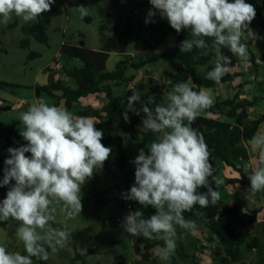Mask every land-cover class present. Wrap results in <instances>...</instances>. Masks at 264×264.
I'll list each match as a JSON object with an SVG mask.
<instances>
[{"label": "clouds", "instance_id": "clouds-1", "mask_svg": "<svg viewBox=\"0 0 264 264\" xmlns=\"http://www.w3.org/2000/svg\"><path fill=\"white\" fill-rule=\"evenodd\" d=\"M56 0H0V24L7 25L13 16L24 22H34L51 11ZM151 8L145 23H154L159 14L178 34L188 30L191 38L178 45L182 53L193 49L214 54V67L205 79L217 84L227 73L232 56L243 63H251L249 41L261 39L250 24L256 16L255 7L245 0H149ZM82 17L88 7L77 6ZM264 64L260 54L254 60ZM189 81L172 85L166 105L156 104L154 111L141 103L140 95L128 97L124 112L140 116L144 113V131L156 134V139L142 148L132 163L135 182L122 193L125 200L135 201L140 208L123 217V230L134 237L163 241L158 256L167 261L176 249V226L195 231L197 225L186 220L184 212L216 205L221 198L218 191L223 180L217 175L211 152L203 133L192 127L195 120L214 104L213 89L194 90ZM140 102L141 109L134 107ZM154 103V98L149 101ZM23 126L20 135L27 142L8 149L0 187L9 186L6 197L0 201V222L16 221L15 234L23 242L27 255L8 251L0 245V264H33V257L47 261L58 252L71 235L66 221L81 215L82 186L103 168L112 149L101 141L103 131L86 116H76L67 108L49 105L44 99L31 104L18 117ZM258 152V165L245 164L250 181L247 193L264 191V133H257L249 141ZM26 153H30L27 156ZM206 188V192L198 191ZM199 206L197 208L196 206ZM151 206L155 214L145 218L141 209ZM64 219L57 221V208ZM59 223L63 227H52Z\"/></svg>", "mask_w": 264, "mask_h": 264}, {"label": "trees", "instance_id": "trees-1", "mask_svg": "<svg viewBox=\"0 0 264 264\" xmlns=\"http://www.w3.org/2000/svg\"><path fill=\"white\" fill-rule=\"evenodd\" d=\"M86 0H76L82 4ZM91 2H100L102 0H90ZM120 0H110L108 10L117 7ZM246 3L253 5L252 1L245 0ZM151 6L149 0H125L122 13L126 15V23L122 27L116 25L108 27L101 26V31L105 32L101 38L100 49L94 50L84 45H73L63 42L60 52L70 58H78L83 62L82 67L65 68L64 74L73 83V86L65 80L58 79L50 84L38 85L34 87L37 96L43 94L54 99V106H58L61 100H64L65 107L68 110L74 108L75 102L80 98L97 94L104 95L105 104L101 113L93 112V117L98 118L96 128L103 131L102 143L110 147L117 154L116 162L120 168L125 167L128 162V150L124 146L123 137L117 134V131L123 132L132 140H136V126L142 121L144 113L141 110L140 116L128 112L130 122H125L124 112L128 104V97L133 94H139L141 103L147 104L153 111L156 104L166 105L167 94L172 91V85L181 81H191L195 86L194 90L200 87L211 88L217 83L205 79V74L214 67V54L209 50L208 55H203V50L193 49L190 53L179 51L178 45L186 38H191L188 30H182L179 34L171 28L168 22H161L158 38L155 46L163 43L169 34L176 35L175 45L166 48L164 51L153 57H148L142 63H131L126 59H121L115 63L113 69L107 67V61L110 52L125 53L129 49L132 34L135 30L134 10L137 7ZM129 9H131L129 11ZM255 20L258 26L264 29V0H259L255 8ZM61 10L52 7L51 11L44 13L38 18V21L32 26H23L26 34L34 36L38 41L47 43L48 35L46 33L53 17L58 16ZM149 43V42H148ZM147 43V44H148ZM29 44L28 39L23 41V45ZM152 46L151 44H149ZM222 51L231 57L232 63L229 68L236 63V57L225 48ZM33 52L30 57L34 56ZM174 57L180 61L179 66L174 72L165 71L168 76V84L162 85L156 79L148 77L147 79H137L136 72L141 70L146 64L155 62L161 58ZM264 61V54L260 57ZM199 66H206L205 70L200 72ZM239 74H232L229 71L224 74L220 83L231 84ZM219 83V84H220ZM19 87L17 84L0 81V90L13 91ZM124 87V92L116 93V89ZM154 98V103L149 101ZM140 102L135 103L136 109H141ZM254 105V100L240 99L238 95L233 98H216L214 104L205 110L192 124V127L203 133L209 150L212 151L227 166L242 173L237 163L248 161L250 153L248 141L256 135L260 124L264 121V115L252 118L250 109ZM11 107L6 102L0 105V114L10 111ZM211 114V115H209ZM21 124L18 118L10 121L0 120V140L3 142V148L8 151L10 147L16 148L25 145L27 142L20 135L19 128ZM156 139V134L145 131L141 134V140L138 142V148L147 152V147ZM111 151V152H112ZM3 170L0 166V180L3 179ZM223 184L218 191H223L229 185L241 183L238 178H223ZM9 186L0 187L2 193H6ZM198 191L206 192V188ZM133 211L140 208L134 201ZM199 208V206H196ZM145 218L155 214L156 210L151 206L141 209ZM184 212L185 219L200 218L206 222L213 236L218 240L219 247L215 251L214 264H238L244 260L245 249L255 250L257 254L256 263L264 264V220L259 221L257 211L246 209V201H240L236 204H230L228 201L220 198L216 205L209 204L206 208H200ZM4 222H0V226ZM139 243L143 246V252L137 253L144 260H150L152 250L156 246L163 247V241L148 240L140 238ZM26 255V254H22ZM187 257V252L183 245L176 243V249L170 256L171 264H178L177 257ZM194 264L197 260H194Z\"/></svg>", "mask_w": 264, "mask_h": 264}, {"label": "rangeland", "instance_id": "rangeland-1", "mask_svg": "<svg viewBox=\"0 0 264 264\" xmlns=\"http://www.w3.org/2000/svg\"><path fill=\"white\" fill-rule=\"evenodd\" d=\"M123 2L121 0L120 5L108 10L109 0L96 3L86 0L82 4L77 3L76 0H56L51 8H59L61 13L52 18L47 28L46 33L49 38L47 43L38 41L23 30V26H32L38 19L34 22H24L21 18L13 16L7 25L0 24V81L19 85L13 91L2 90L10 96V102L17 103L25 99L30 104V101L35 98V85L50 84L59 77H66L65 68L82 67L83 62L80 59L70 58L60 52L63 42L73 45L84 42L91 49H100V38L104 34L101 26L109 27L115 24L117 27H122L126 23V15L122 13ZM79 5L88 7L86 17H82L77 10ZM150 8L137 7L134 10L136 26L130 46L133 56L132 54L129 56L133 63H140L159 52L155 42L158 38L160 23L167 20L157 14L154 17V23L146 24L145 18ZM145 33L146 42L149 43H146L144 49H138L139 47L133 44ZM26 39L29 44L24 46L23 41ZM31 52L35 55L30 57ZM114 56L110 60L111 64L115 58H118L117 55ZM55 62H60L64 66L63 70H54L52 67ZM177 63H179L177 59L149 63L136 72L137 79L152 77L165 86L168 84L165 71L174 70ZM255 73H259V76L264 78V64ZM123 92L124 87L116 89L117 94ZM45 97L48 103L54 102L52 97L47 95ZM258 103L264 104L262 100ZM104 104L103 95L94 96L78 103L72 113L76 116L93 117L90 113H101ZM11 114L9 112L8 115H0V119H6V116L9 117ZM2 143L0 140V166L4 168V161L10 154L3 148ZM139 150V148L130 147L128 155L130 164L123 173L117 165L116 156H113L114 159L108 158L103 168L94 172L93 178L81 189L83 205L81 215L66 221L71 233L67 243L58 252L51 254L47 261L33 257V264H171V258L167 261L159 258L157 253L160 246L153 248L150 260H144L135 250L137 246L139 252L144 251L142 244L139 243L141 237L131 236L121 226L123 217L130 211L126 208V200L122 198V193L129 190L135 182V165L132 161ZM26 155L31 154L26 153ZM112 165L116 167L112 168ZM14 183L15 181H11L9 187ZM5 197L6 193L0 191V201ZM56 216L57 221L64 219L59 207ZM186 220L194 221L197 228L195 231H188L176 226V243L183 245L188 255L187 257L176 255L177 263L194 264V260H197L199 264H214L215 251L219 247L218 240L204 220L200 218ZM16 227H18L16 221L4 222L0 226V245L5 246L8 251H18L27 255L23 242L15 234ZM52 227H63V225L53 223ZM256 261V251L245 249L244 260L238 264H252Z\"/></svg>", "mask_w": 264, "mask_h": 264}, {"label": "crops", "instance_id": "crops-1", "mask_svg": "<svg viewBox=\"0 0 264 264\" xmlns=\"http://www.w3.org/2000/svg\"><path fill=\"white\" fill-rule=\"evenodd\" d=\"M120 1H119V5H120ZM123 1L124 2L122 5V8L125 5V0H123ZM250 1H252L253 6L255 8L259 4V0H250ZM149 7H152V6H146V7H141V8H149ZM130 10L131 9H129V11ZM162 22H167V21H162ZM135 23H136V20H135ZM114 25L115 24H111V26H114ZM111 26H109V27H111ZM250 28L256 34H258L259 37H261V39H257L255 41V43L249 41V52H250L251 57H252V62L251 63H243L236 57L237 61H236L235 65L230 68L229 72L232 74H234V73L239 74V76H237L236 79L231 84L220 83V84H217L216 86L211 87V88L213 89L214 102L216 101L217 97H219L221 99H228V98H233L236 95H238L240 99H248L251 101L254 100V105L250 109V115L252 118H256V117H259L261 115H264V104L258 103V101H260V100H262L264 102V78L259 76V73H257V74L255 73V71L258 70V68L260 69V66L262 64L257 65L254 63V60H255V57L257 54H260V57L264 54V29H262L258 26V22L255 19L250 24ZM146 39H147V36L145 33L144 35H141L137 39L135 44H133V45L137 48L139 47L138 49H144V46L147 43ZM131 41H132V38H131ZM175 43H176V35L175 34H169L165 38L164 42L157 46V49L159 50L158 53L164 51L168 47L175 45ZM130 46H131V42L129 45V49L125 53L110 52V57L107 61V67L109 69H113L115 66V63L121 59H124V58H126V60H129V61H131V63H133L134 61L132 59L130 60V58H129V56H131L130 54H132ZM113 54L117 55L118 58H115L111 64L110 63L111 58L115 57ZM123 56H124V58H123ZM126 56H128V57H126ZM132 56H133V54H132ZM127 58H129V59H127ZM169 59L176 60L177 58L165 57V58H161L159 60H165L166 61ZM142 60H143V58H142ZM145 60L141 61L140 63L144 62ZM159 60H157V61H159ZM157 61H155V62H157ZM177 62H179V63H177V66L175 67V69L171 70L170 72H174L176 70V68L179 66L180 61L178 59H177ZM212 63H213V61H212ZM110 64L112 66H110ZM205 68H206V66H199L198 70L200 72H202L205 70ZM59 78L62 80H65L66 82H68V84L73 86V83L67 77L62 76ZM35 86H38V85H35ZM34 94H35L34 100L30 101L29 105L22 107V106H20L19 102H17V101H16L17 103L10 102V100H9L10 96L7 95L2 90H0V105H3L6 102L11 107L10 111L5 112V113H1L0 115H5V114L8 115L9 112L12 113L11 115H9V117L6 116V119H0V120L1 121H8V120L10 121L12 119L18 118L19 114L21 112L27 111L31 104L37 102L41 98L47 102L45 94H43L41 96H37L35 93V90H34ZM94 96H100V95L93 94V95H89L86 97H82L77 102H75L74 108L77 106L78 103H81L82 100H86V99H89V98L94 97ZM101 96H102V94H101ZM48 104L54 105V102L52 104L49 102ZM58 107L66 108L65 104H64V100H61L59 102ZM72 110L73 109H71L69 111L72 112ZM209 115H211V114H209ZM89 118H91L94 123H97L99 121L98 118H96V117H89ZM22 127L23 126L21 125L19 128V132L21 131ZM141 127H142V121L136 126V140H132L127 135H125L123 132L117 131V134H119L123 137L124 146H126V148L128 150V155L130 153V147L133 146L134 149H135V147L138 148V142L141 140V134L143 132H145L143 129H141ZM257 133H264V121L260 124V126L257 130ZM247 145H248V149H249V153H250V159L248 161H243V162L237 163V166H238V168H240L242 170V173L234 170L230 166H227L218 157H216V155L212 151H210L211 152L210 162L212 163L213 167H215V170H216L214 175H217L220 179L227 177V178H238V179L242 180L241 183L239 182L235 185H229L223 191H221L220 192L221 198L228 201L232 205L236 204L237 202H240V201H246V209H248L250 211H257L258 212L257 213L258 220L263 221L264 220V191H259V192H256L255 194L247 193V189L250 186V181L248 179L247 174H245L244 165L250 164L252 166H257L259 163L258 162V152L253 151L251 149L249 141H248ZM137 154H138V152L136 153V155ZM113 156L117 157V154L115 151L111 152L109 158L111 157L114 159ZM129 164H130V160H129V156H128L127 164L125 165V167L121 168L122 173H123V170H126L129 167ZM115 167H116L115 165H112V168H115Z\"/></svg>", "mask_w": 264, "mask_h": 264}, {"label": "built area", "instance_id": "built-area-1", "mask_svg": "<svg viewBox=\"0 0 264 264\" xmlns=\"http://www.w3.org/2000/svg\"><path fill=\"white\" fill-rule=\"evenodd\" d=\"M52 68L56 71H61V70H63L64 66H62V64H60V62H55V64L53 65ZM19 104H20V106L24 107V106L29 105V102L25 99H21L19 101ZM133 203H134V201L126 200L125 201L126 208L128 210H132L133 209V207H132Z\"/></svg>", "mask_w": 264, "mask_h": 264}, {"label": "water", "instance_id": "water-1", "mask_svg": "<svg viewBox=\"0 0 264 264\" xmlns=\"http://www.w3.org/2000/svg\"><path fill=\"white\" fill-rule=\"evenodd\" d=\"M80 45H84V42H81V44Z\"/></svg>", "mask_w": 264, "mask_h": 264}]
</instances>
